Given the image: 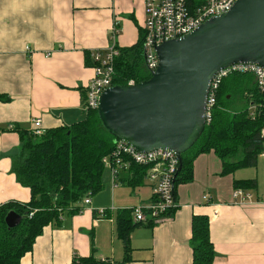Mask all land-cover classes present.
Instances as JSON below:
<instances>
[{
	"label": "crops",
	"instance_id": "crops-1",
	"mask_svg": "<svg viewBox=\"0 0 264 264\" xmlns=\"http://www.w3.org/2000/svg\"><path fill=\"white\" fill-rule=\"evenodd\" d=\"M144 19L143 0H0V97L6 99L0 101V206L30 198L11 172L21 154L20 132H30L36 119L44 131L82 120L85 88L94 75L86 55L105 51L114 23L121 29L120 48L130 47ZM256 169L221 176L213 153L198 156L193 180L175 190L171 217L132 230L131 261L125 264H191L190 222L196 215L209 219L212 264H264V161ZM124 176L119 173L114 187L110 170L102 173V190L90 204H76L82 211L63 213L47 226L20 264H70L91 254L120 264L116 217L152 199L151 186L147 192L131 188ZM247 179L257 182L254 191L245 190L253 202L234 204L233 181ZM98 209L106 210L103 218L94 214Z\"/></svg>",
	"mask_w": 264,
	"mask_h": 264
},
{
	"label": "trees",
	"instance_id": "trees-1",
	"mask_svg": "<svg viewBox=\"0 0 264 264\" xmlns=\"http://www.w3.org/2000/svg\"><path fill=\"white\" fill-rule=\"evenodd\" d=\"M143 37L140 30L135 45L117 48L112 86H126L130 81L139 84L150 79L142 57ZM85 63L93 66L88 54ZM233 96L245 100L246 106L234 109ZM0 101L6 99L0 97ZM249 104L257 108L254 117L248 113ZM263 128L264 95L259 93L252 76L231 74L224 78L216 92L210 123L195 144L181 154V170L175 179L174 191L193 180V163L202 154L213 153L220 160L221 176L255 168L264 150V137L260 134ZM19 136L21 154L12 162L11 172L17 183L29 190L30 198L26 204L11 202L0 206V264H20L47 226L57 223L63 213H79L81 207L75 205L102 190V159L111 158L116 142L103 128L96 111L86 105L84 118L70 126L47 130L40 137L30 132H20ZM146 171L147 167L132 164L123 181L131 188L140 187ZM232 186L233 190L254 191L257 182L255 179L234 180ZM9 211L23 218L21 224L10 231L4 223ZM138 226L141 225L132 221L131 210H123L116 217V235L123 246L120 264L131 261L129 236ZM189 244L191 264L213 263L215 253L207 216H192ZM91 249L93 253V245ZM70 264L115 263L96 259L91 254L74 258Z\"/></svg>",
	"mask_w": 264,
	"mask_h": 264
},
{
	"label": "water",
	"instance_id": "water-1",
	"mask_svg": "<svg viewBox=\"0 0 264 264\" xmlns=\"http://www.w3.org/2000/svg\"><path fill=\"white\" fill-rule=\"evenodd\" d=\"M158 66L150 79L102 92L96 113L116 141L140 153L168 150L179 159L205 129L212 78L236 64L264 68V0H238L197 29L156 48ZM23 218L9 211L10 231Z\"/></svg>",
	"mask_w": 264,
	"mask_h": 264
},
{
	"label": "built area",
	"instance_id": "built-area-1",
	"mask_svg": "<svg viewBox=\"0 0 264 264\" xmlns=\"http://www.w3.org/2000/svg\"><path fill=\"white\" fill-rule=\"evenodd\" d=\"M238 0H143L145 19L142 26L143 42L142 57L146 70L151 75L158 66L156 48L170 40L178 39L197 29L210 18L220 16L229 11ZM118 34L117 23L111 29L109 44L104 52H94L91 55L93 62V78L85 88V105L95 110L98 100L103 91L112 86L114 75L113 61L118 56L116 37ZM231 74L251 75L259 93L264 95V68L257 65L236 64L219 71L213 78L209 87L205 108V126L210 123L211 112L216 102V92L224 78ZM135 85L130 81L126 86ZM256 106L249 104L248 113L254 117ZM11 129V126L9 127ZM30 133L34 137L42 136L45 131L41 128V121H33V129ZM264 137V128L261 130ZM264 161V150L259 155ZM102 163L111 173L112 184L117 186L116 181L119 173H125L130 165L147 167L144 181L151 186L152 199L143 206L131 209L133 223L141 226H156L169 219L176 210V196L174 182L177 177L179 159L168 150H153L146 153L136 151L124 142L116 141L111 158L104 157ZM234 204H250L253 196L241 189L232 192ZM202 200H207L206 196ZM264 201V200H262ZM83 206L90 204V197L82 200ZM82 211V208H81ZM99 218L106 215L105 209L94 211Z\"/></svg>",
	"mask_w": 264,
	"mask_h": 264
},
{
	"label": "rangeland",
	"instance_id": "rangeland-1",
	"mask_svg": "<svg viewBox=\"0 0 264 264\" xmlns=\"http://www.w3.org/2000/svg\"><path fill=\"white\" fill-rule=\"evenodd\" d=\"M119 31L121 32V29H119V26H118V32ZM119 34L117 35V39H118V46L120 47L121 46V41H120V35ZM138 39H139V35H138V37H136L133 40V42H132L133 44L132 45H135L138 42ZM132 45H130V46H132ZM123 46H125V44H123ZM233 99L234 100L232 101V106H233L234 109H241V108L246 106L245 100H243L242 98H239L238 96H233ZM262 162H263L262 159L258 158L257 166H259ZM256 167L255 168H249V169H242V171H240V172H245V174H247V175L255 174V172L257 170ZM103 173H104V176H105L108 173V169L104 168ZM101 181L102 182L104 181V177L101 179ZM148 185L150 186V184L147 181H144V186L143 187L140 186V187H138V189L144 190V192H147L149 190L148 189ZM81 203H82V201L79 202L78 204L80 205Z\"/></svg>",
	"mask_w": 264,
	"mask_h": 264
}]
</instances>
